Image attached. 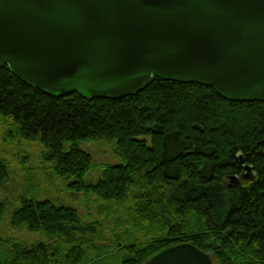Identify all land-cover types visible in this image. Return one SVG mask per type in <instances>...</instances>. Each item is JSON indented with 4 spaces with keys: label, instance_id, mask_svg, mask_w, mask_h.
<instances>
[{
    "label": "trees",
    "instance_id": "16d2710c",
    "mask_svg": "<svg viewBox=\"0 0 264 264\" xmlns=\"http://www.w3.org/2000/svg\"><path fill=\"white\" fill-rule=\"evenodd\" d=\"M0 114L18 137L43 142L52 170L70 178L90 215L22 196L11 224L40 238L0 235V264H142L186 242L213 264H264V102L158 76L117 100L51 97L4 65ZM100 138L121 162L101 165L89 183L93 157L79 143ZM9 176L0 159V187ZM6 211L0 202V221Z\"/></svg>",
    "mask_w": 264,
    "mask_h": 264
},
{
    "label": "water",
    "instance_id": "95a60500",
    "mask_svg": "<svg viewBox=\"0 0 264 264\" xmlns=\"http://www.w3.org/2000/svg\"><path fill=\"white\" fill-rule=\"evenodd\" d=\"M4 65L51 97L117 100L158 76L264 102V0H0ZM142 264L213 259L186 242Z\"/></svg>",
    "mask_w": 264,
    "mask_h": 264
},
{
    "label": "rangeland",
    "instance_id": "374dc122",
    "mask_svg": "<svg viewBox=\"0 0 264 264\" xmlns=\"http://www.w3.org/2000/svg\"><path fill=\"white\" fill-rule=\"evenodd\" d=\"M79 146L93 157L94 166L85 176L89 183L96 182L101 177V165L121 162L114 144L107 138L82 140ZM44 150L40 140L28 141L14 134L11 119L0 114V159L7 162L10 172L8 182L0 187V202H4L7 207L0 221V235L27 242L40 238L39 232H31L11 224V212L20 207V200L24 195L34 194L39 200L69 205L75 207L84 218L90 217L83 194L69 189L70 178H61L54 173L53 162L45 159Z\"/></svg>",
    "mask_w": 264,
    "mask_h": 264
}]
</instances>
